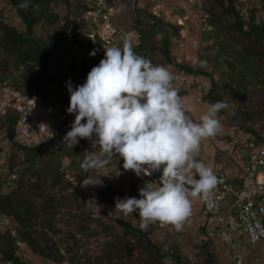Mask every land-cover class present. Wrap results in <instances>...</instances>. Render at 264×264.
Returning a JSON list of instances; mask_svg holds the SVG:
<instances>
[{
	"label": "trees",
	"instance_id": "16d2710c",
	"mask_svg": "<svg viewBox=\"0 0 264 264\" xmlns=\"http://www.w3.org/2000/svg\"><path fill=\"white\" fill-rule=\"evenodd\" d=\"M9 6L24 23L25 29H18L4 16L0 10V85L6 81L10 86L22 93L33 94L39 97L48 108V121L55 130V137L46 145L35 147L11 146L7 163V171L0 172V213L9 217L16 223L15 229L20 242L7 231L0 230V255L11 264H29L23 257V251L28 246L35 256L41 257L37 264H181V254L167 248L166 242H158L150 237L153 229L160 228V223H151L150 228L141 229L140 221L136 226L117 218L114 223L104 224L100 230L93 228L92 234L97 231L104 233L101 251L89 254L88 251L70 252L73 245L78 250L80 238L68 228L62 232L64 235L54 240L47 236L48 232L57 235L61 230L56 226L57 221H64L67 226H74L76 232L86 231L91 221L101 223L90 213L82 210L85 197L77 194L79 185L87 178L97 175L99 169L85 172L81 163L85 152H77L79 146L86 151H93L91 143L86 139H79V143L72 148L68 147L63 137L70 130L74 114L67 113L69 93L64 91V69L80 66L81 70L89 72L88 67L96 66L101 59L87 60L82 57L75 62L74 51L86 48L88 40L85 36L86 24L81 19L84 5L80 0H27L28 7L21 8L24 0H7ZM261 4H250L242 0H203V11L207 14V22L211 30L207 37H212L213 43L218 46L219 56L222 52L226 55L223 59L229 67L227 77L235 83L234 98L238 101V112L235 116L240 121L241 127L249 132V137L240 141V146L246 139L258 138L264 132V122L261 131H256L251 124L264 119V106L251 102L255 97H264V18L259 15L264 10V0ZM113 4V0H108ZM63 3L67 13L60 19L55 7ZM245 9L242 11V9ZM74 17H70V12ZM149 21L135 18L136 29L139 32V43L135 53L149 59L154 65H164L169 60V52L163 49L165 57L162 60L154 58V37L163 29L162 24L152 14H148ZM62 20L63 23L57 31L49 33L44 38L33 36V28L43 22L53 25ZM73 26L71 33L68 31ZM180 25L176 24L174 30ZM166 46V37L162 38ZM120 44L118 47H122ZM71 61L70 65L54 68V64ZM74 63V64H73ZM76 66V67H77ZM76 69V68H75ZM189 74H200L207 77L211 89L205 94V99L211 103L222 102L223 93L231 99V90L226 89L227 83L220 84L214 81L212 74L202 68L184 66ZM234 116V117H235ZM83 122V121H82ZM3 137L13 136V121L0 116V133ZM1 135V136H2ZM1 140V139H0ZM97 152L100 149H95ZM78 157V159H77ZM69 159L68 168L62 161ZM111 162H117L118 167L123 159L116 156L108 157ZM110 163V162H109ZM108 163V164H109ZM107 164V165H108ZM11 174L16 178L4 188ZM69 177L72 179L70 180ZM236 184L241 180L234 179ZM132 187L133 183L130 182ZM97 196L105 203L114 199L136 197L132 192H126L123 186L106 185L97 191ZM79 200L81 202H79ZM73 209L76 211L73 212ZM62 213H66L64 216ZM59 218L57 219V215ZM200 212L195 215L198 217ZM199 220L198 229L201 230L205 243L214 241L212 233L231 232L229 225L230 212L227 206L222 207L217 213L205 212ZM202 216V215H201ZM200 216V217H201ZM67 217V218H65ZM81 218V222L76 219ZM213 222L212 233H209V222ZM153 224V225H152ZM184 226V225H183ZM92 230V229H91ZM238 232V231H237ZM231 235V234H230ZM239 237H243L238 232ZM244 238V237H243ZM69 239L72 241L69 243ZM234 240L225 242L228 248V257L216 260V254L206 252L205 258L198 264H235L233 246ZM25 246V247H24ZM24 247V248H23ZM60 247H64L62 251ZM250 259H246L247 262ZM197 264V263H196Z\"/></svg>",
	"mask_w": 264,
	"mask_h": 264
},
{
	"label": "clouds",
	"instance_id": "9594fccd",
	"mask_svg": "<svg viewBox=\"0 0 264 264\" xmlns=\"http://www.w3.org/2000/svg\"><path fill=\"white\" fill-rule=\"evenodd\" d=\"M20 7L26 9L27 0ZM173 81L166 67L135 53L125 41L122 47L104 49V58L90 69L83 84L66 83V111L74 114V120L63 141L70 148L79 143L78 138L91 141L94 150L84 151L81 163L85 172L104 168L108 157L117 154L123 169L137 176L160 171L155 185L146 181L138 189L139 198L116 199L115 208L125 216H139L141 229L159 222L181 231L192 214L190 197H200L211 206L218 183L213 169L197 161L196 154L202 139L220 131L218 113L225 105L209 103L195 122L186 114L188 106ZM45 125L43 138L53 137ZM89 183L94 182L84 184Z\"/></svg>",
	"mask_w": 264,
	"mask_h": 264
},
{
	"label": "rangeland",
	"instance_id": "374dc122",
	"mask_svg": "<svg viewBox=\"0 0 264 264\" xmlns=\"http://www.w3.org/2000/svg\"><path fill=\"white\" fill-rule=\"evenodd\" d=\"M73 2V0H70ZM246 3V6L250 4H261L260 0H242ZM113 5L116 7L115 26L124 32L128 33L133 41L131 45L133 51L137 49L136 38H139V32L136 29L137 23L134 19L139 18L144 21H149L148 14H152L162 24L163 29L158 32L155 37V55L154 58L162 60L165 55L163 49L166 48L169 52V60L164 64L167 69L174 75V85L180 89V95L183 102L188 106L187 115L195 122L199 121L200 116L207 110L209 105L208 100L205 99V94L211 89L210 81L207 77L200 74H189L183 69L184 66L192 67L195 69L202 68L203 71L210 72L214 81L222 84L227 83L226 89L231 90V99L226 93H223V100L225 107L218 113V119L221 123L220 131L213 137L204 138L200 142L199 151L196 154V159L199 162L204 163L215 170L217 166H222L228 169H236L239 157H238V144L240 141L249 137V132L245 131L241 127V122L237 120L235 114L238 112V101L234 98L233 91L235 90V83L231 81L226 73L229 67L226 62L223 61L226 58L223 52L218 56V46L213 43L212 37H207V31L211 30V26L207 22V14L203 11V0H113ZM0 10L3 11L4 16L18 29H25V25L21 22L20 18L15 14L14 9L9 6L7 0H0ZM245 9L243 8L242 11ZM55 11L59 14L60 19L67 13V8L63 3H59L55 7ZM70 17H74V12L71 11ZM259 15L264 18V10H261ZM178 19L182 21V24H178ZM63 21L60 20L53 25H48L43 22L37 23L33 28V36L38 38H44L49 33L57 31ZM176 24L180 27L175 31L173 28ZM69 32L73 30V26L68 29ZM71 32V33H73ZM163 37H166V46L163 45ZM135 42V44H134ZM138 50V49H137ZM139 51V50H138ZM78 62V60H74ZM71 61H67L61 64H54V68H62L70 65ZM74 64V63H73ZM71 67L70 69H64V83L69 80L73 87L81 85L86 79L88 72L81 70L80 66ZM76 68V69H75ZM92 67L89 66L90 71ZM64 91H67L65 86ZM68 92V91H67ZM251 102L257 105L264 106V97L258 96L252 99ZM235 116V117H234ZM262 121L246 122L252 126L256 131H261L260 127L263 124ZM2 132L0 133L1 138ZM95 134L93 139H95ZM88 143L91 141L87 140ZM75 146V145H74ZM77 152L86 151L85 148L79 146ZM85 154V153H84ZM78 159V157H77ZM104 168L99 169L97 175H93L85 179L78 187L77 194L85 197L84 205L81 206L82 210L86 213H90L94 218H98L101 223H90L86 231L80 233L76 232L75 227L67 226L64 221H57L56 226L60 228V232L57 235H52L48 232L47 236H53L54 240H58L59 237L64 235L63 231L71 228L76 233V238H80L78 242V250L73 245L70 252H83L88 251L89 254L98 253L101 251V244L104 240V233L97 231L92 234L93 228L100 230L104 224L114 223V220L121 218L133 226H136L140 221L137 214H131L125 216L120 210L115 208L116 200L111 203L103 202L98 196L97 191L104 188L106 185L121 186V172L117 162H111ZM64 167L68 168L69 159L64 158L62 161ZM70 167V166H69ZM69 171H71L68 168ZM105 173H107L105 175ZM198 179V175L195 176ZM85 182H94L84 184ZM5 188V187H4ZM79 202H81L79 200ZM76 210L73 209V212ZM193 211V210H192ZM195 212V211H194ZM66 216V213H62ZM199 214L197 217L195 214L192 217H188L184 221V226L181 231H176L170 224H160V228L153 229L150 233V237L158 242H166L167 248L171 251L181 254V264H198L205 258V253L212 252L216 260H223L228 257V248H226L225 242L232 239L233 246L240 248L238 252L246 260L250 259V264H264V241H258L254 244H249L245 237H239L236 230L231 229V232L225 233H212L213 222H209V233H212L214 241L205 243V239L201 230L198 229L200 224L199 220L204 215ZM201 216V217H200ZM59 214L57 215V219ZM67 218V217H65ZM76 222H81V218L76 219ZM153 225V224H152ZM16 228V223L14 222ZM150 228L148 225L145 229ZM234 228V227H232ZM92 229V230H91ZM231 234V235H230ZM72 241L69 239V243ZM25 247V246H24ZM23 247V248H24ZM62 251H65L64 247H60ZM24 260L29 264L41 263V257L35 256L34 252L26 246L23 251Z\"/></svg>",
	"mask_w": 264,
	"mask_h": 264
},
{
	"label": "built area",
	"instance_id": "2783aa9c",
	"mask_svg": "<svg viewBox=\"0 0 264 264\" xmlns=\"http://www.w3.org/2000/svg\"><path fill=\"white\" fill-rule=\"evenodd\" d=\"M80 2L84 5L81 19L87 26L85 36L88 46L74 51L77 60H81L82 57L87 60L99 59L100 55L104 56V49L118 47L125 41L130 43L133 41L128 33L115 26L117 13L115 5L108 0H80ZM135 41L137 46L139 38ZM93 52L94 55L91 54ZM33 101L34 106H32ZM0 116L13 121V136L7 138L2 135L0 138V172L7 171L12 145L43 146L55 137L56 132L48 121V108L42 100L36 95L22 93L6 81L0 85ZM45 124L54 132L53 137L43 138L46 134ZM238 157L239 162L234 170L222 166L215 168L214 174L218 183L213 189L211 206L200 197H190L193 211L189 217L198 212L202 215L205 212L217 213L222 207L227 206L230 212L229 229L238 231L249 244H254L264 241V132L258 134L257 139H246L238 147ZM122 165L123 163L119 168L122 174L121 186L137 198H139L138 189L142 188L146 181L155 185L161 174L156 170L150 176L143 174L137 176L131 170H124ZM15 178L16 175L11 174L4 187L7 188ZM234 179L241 180V183L236 184ZM130 182L133 183L132 187L129 186ZM13 224L11 218L0 213V230H7L15 238L16 243H19L20 239ZM239 248V246L235 247L234 263L250 264L244 259V255L237 251ZM0 264H11V261L3 260L0 255Z\"/></svg>",
	"mask_w": 264,
	"mask_h": 264
},
{
	"label": "water",
	"instance_id": "95a60500",
	"mask_svg": "<svg viewBox=\"0 0 264 264\" xmlns=\"http://www.w3.org/2000/svg\"><path fill=\"white\" fill-rule=\"evenodd\" d=\"M178 24H182V21L180 19H178Z\"/></svg>",
	"mask_w": 264,
	"mask_h": 264
}]
</instances>
